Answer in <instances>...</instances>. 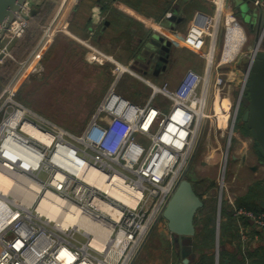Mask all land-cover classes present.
Returning <instances> with one entry per match:
<instances>
[{"label":"built area","instance_id":"1","mask_svg":"<svg viewBox=\"0 0 264 264\" xmlns=\"http://www.w3.org/2000/svg\"><path fill=\"white\" fill-rule=\"evenodd\" d=\"M209 1L219 17L224 10L225 0ZM76 2L61 0L57 16L46 26L38 24L36 17L32 15L31 4H25L0 38V80L9 62L14 63L16 68L13 76L0 89V165L19 176H36L41 183L42 193L52 191L67 203L84 208L100 199L118 208L121 215L119 219H114L108 213L91 209L110 230L106 248L100 252L89 243L92 234L76 228L65 230L57 222L40 214L35 206L31 208V212L21 211L2 231L0 264H130L186 167L204 120L207 121L206 130L208 125L215 127L216 136L229 131L228 148L222 167V194L227 190L225 173L230 146L246 93L245 85L250 68L257 53L262 51L264 17L261 29L256 31L248 58V71L243 73L241 90L236 99L225 94L226 77L219 69L222 64L214 62L218 32L213 28L212 19H199L198 23L191 24L182 41V47L200 54L206 61L205 73L188 69L175 86L167 81L158 84L140 76L115 56L103 52L89 41L77 38L88 49V57L93 65H112L114 73L87 124L75 135L17 102L16 96L29 74L42 71L39 62L45 46L52 43L58 34H70L62 22L68 19ZM252 3L264 14L261 0H253ZM231 17L235 27L243 35L239 40L240 49L234 57L236 58L249 42V36L237 20ZM32 25H38L42 29V39L35 54L20 62L13 56L11 48L24 38ZM231 31L227 26L226 38ZM209 38L211 44L207 49ZM213 74L212 100L207 112ZM126 75L139 79L148 88L150 93L143 105L118 92L119 83ZM224 99L229 101V108L223 110L225 119L216 110V104L222 103ZM222 119L225 120L224 125ZM24 126L51 137V143L42 142L25 132ZM22 139L25 140L24 143ZM72 155L80 167L88 164L108 176L122 175L127 184L142 191V198L135 207L128 206L69 173L62 163L69 162ZM12 156L17 160H12ZM59 175L65 178L60 179ZM41 196L42 194L37 202ZM231 204L237 218H244L264 233L263 213L256 214L237 208L233 202ZM78 234H82L87 240L79 241ZM248 239V231L241 228L243 249Z\"/></svg>","mask_w":264,"mask_h":264},{"label":"crops","instance_id":"2","mask_svg":"<svg viewBox=\"0 0 264 264\" xmlns=\"http://www.w3.org/2000/svg\"><path fill=\"white\" fill-rule=\"evenodd\" d=\"M29 1L32 9L35 11L38 24L42 26L52 23L60 10L61 0L57 1V7L49 6L50 4L53 5L52 2H56V0ZM76 1V5L71 10L68 19L62 22V25L70 34H58L52 43L45 46L40 56H79V60H84L89 62L90 65L95 66L90 62L88 49L77 41L80 39L89 41L103 52L115 56L124 65L136 66L142 72V74L138 73L140 76H145V78L158 84L167 81L172 86H175L188 69H193L200 74L205 73L206 66L205 68H201L197 62V59L201 55L182 47V41L189 26L197 21L199 14L212 19L213 28L218 32V36L225 26L228 25L232 28L231 39L227 42L228 44L223 56L224 62L232 61L240 49L239 40L242 39L243 35L241 34V30L235 27L231 17L234 15L237 19L236 15L230 8L228 10L224 9L218 17L214 6L209 0ZM261 1L264 4V0ZM177 4H180L177 17L181 18L182 21L176 23L169 22L167 15H172V8ZM237 20L239 21V19ZM239 23L241 24L240 21ZM250 29L257 31L256 26L254 28L250 26ZM154 33L165 36V38L172 42L170 61L167 68L158 73V75H153L152 72L145 74L146 65L139 59L140 56H144V45L148 41V37ZM42 35V29L38 25H32L24 38L12 46L11 52L13 56L20 62L28 60L37 51ZM255 35L251 38L252 42L255 39ZM13 66L14 63L9 62L8 66L4 69L3 74L7 71L11 72L14 69L5 79V82L13 76L16 69ZM100 69L106 72L107 79L111 81L114 73L113 66L106 65ZM219 69L223 71L222 66ZM230 70L227 77L231 79L232 83H235V81L242 83L243 71L236 64L230 67ZM136 80L137 78L128 75L124 76L119 83L118 92L122 95L124 94L123 96L126 98L130 83ZM137 81L136 83H142L139 79ZM127 99L129 98L127 97ZM129 100L135 102L133 99ZM222 107L225 109L229 108L228 99L223 100ZM222 125H224V122ZM208 127L211 135H215V132L212 131L213 127L209 125ZM238 133L242 138V151L233 155L232 161L238 168H241L239 174H243L242 171L244 170L245 173L247 171L245 176H240L239 174V178L235 176L240 183V186H238L239 191L230 193L227 187V190L223 192L220 204L216 203V207H214L213 200L215 198L212 197L211 188H204L199 192L196 186L193 185L196 193L207 207L202 213L199 211L195 220L198 231L194 237L193 255L195 258L192 264H220V251L222 250L223 254L225 253L222 261L224 264H264V233L258 231L253 224L250 222L246 224L244 218H237L235 216L238 228V234L235 236L236 239L229 234L222 237L220 231L221 222L226 219L225 215L222 218V203L224 204V209L229 211L233 208L231 202L236 206L237 200L244 197L252 186L260 183L264 186V162L258 155L255 145L253 147L250 144L254 148H252V151L250 147L249 150L245 147V143L248 140L253 142L250 135L242 130ZM234 157L235 159H233ZM249 177L251 179L253 177V179L251 180ZM244 180H248L249 184L242 188L241 185H243ZM263 203L264 199L259 201V205L262 208H264ZM210 216L212 217V221H214L212 223L208 221ZM213 226L215 228H212ZM241 228L246 229L249 236L245 249H243L241 243ZM213 229L214 234L210 232ZM162 233L164 237L173 241L177 260L174 264H179L182 258L180 250L175 246L174 237L168 231L162 230ZM222 242H224L223 248H220V243Z\"/></svg>","mask_w":264,"mask_h":264},{"label":"rangeland","instance_id":"3","mask_svg":"<svg viewBox=\"0 0 264 264\" xmlns=\"http://www.w3.org/2000/svg\"><path fill=\"white\" fill-rule=\"evenodd\" d=\"M57 1L59 0L52 2L53 5L50 4L49 6L57 7ZM250 7L255 10L253 3L250 4ZM234 14L245 27L244 28L233 15L246 31L250 40L240 51L239 56H236L232 61L224 62L223 56L228 44L227 42L231 39L230 36H227L226 38V28L228 25L225 26L222 29L223 31L221 30L217 39L214 62L217 60V63L222 64L221 66L226 77L225 94L236 99L241 90V83L235 81V85V83H232L231 79L227 77V74L230 73V67H233L234 64H236L241 70L248 65V58L251 55L254 44L251 38L254 37L256 31L250 29L249 24L243 21V17L235 12ZM229 28L232 30L231 27ZM210 44L211 38L208 39L207 49ZM197 62L200 64L201 68H205L206 61L204 59L199 57ZM39 64L42 66V71L27 76L18 90L16 101L39 113L44 118L57 123L70 133L78 135L87 124L93 109L104 96L110 85V79L108 80L106 72H104L103 69H100L102 67L97 68L96 66L95 68V66L90 65L89 62L79 60V56H42ZM14 67L15 65L13 68ZM131 69L142 74L140 69L136 66L131 67ZM13 70L14 69H12V71ZM12 71H7L2 75L0 89L3 87L5 79L12 73ZM137 80L130 83L126 95L129 99H133L135 103L143 104L148 99L150 92L142 83H136L138 82ZM246 98H248L247 92L242 99V104L239 110V116L236 122L234 136L232 137L230 156L225 173V184L230 193L239 191L238 186H240V183L239 180H237V177L239 178V175L245 176L247 173V171L245 173L244 170L242 171L243 174H239L241 168H238V166L233 164L232 161V156L242 151V138L238 132L242 130L243 132L250 133L242 122V116L246 110ZM208 128L204 133L201 146L190 167L187 178L196 186L199 192L204 188H211L210 191L212 192V197L215 198L219 205L223 198L221 192V181L223 178L222 167L224 154L228 148L229 131H225L222 136L219 133L216 136L211 135V131ZM214 128L215 127H213L212 131L215 130ZM250 144L254 147V143L250 140L245 143V147L247 150H249L250 147V150L252 151L253 147ZM248 180H244L243 185H241L242 188L249 184ZM20 187L25 188L23 185H20ZM40 191L41 190H38V195H36L35 201L32 202L28 208H33L34 206L35 208L37 207V198L39 195L43 194L42 192L40 193ZM10 198L13 199L12 196ZM19 203L20 202H16V204L11 203V209L16 210V208L12 206ZM71 228L76 227H70L69 229ZM162 230L167 231L165 222L163 221L160 222L148 239L135 264H174L177 261L173 241L164 237ZM2 231L0 234L3 233ZM77 239L81 242L87 240L82 234H78ZM96 241L98 244L101 243V239Z\"/></svg>","mask_w":264,"mask_h":264},{"label":"water","instance_id":"4","mask_svg":"<svg viewBox=\"0 0 264 264\" xmlns=\"http://www.w3.org/2000/svg\"><path fill=\"white\" fill-rule=\"evenodd\" d=\"M253 0H225V10H231L241 17L243 21L248 23L251 28L256 26L257 31L262 27L264 14L260 10H253L250 4ZM30 4L29 0H0V38L3 36L6 28L14 21L25 4ZM171 17H168L169 22H181L182 19L177 17L180 9V4L175 5ZM32 15L35 16V11L32 9ZM199 19H208L203 14H199L196 23ZM264 43V41H263ZM262 43V51L258 52L255 60L249 71L248 81L246 82V92L248 94L245 100L246 110L242 116V122L250 131V137L254 142L256 150L264 162V46ZM172 51V42L161 36L160 34H151L148 41L144 45L143 55L140 60L146 65L145 74L152 72L153 75H158L161 71L167 68L170 61ZM217 63V60L215 61ZM248 65L242 70L247 73ZM214 74L211 78L209 96L207 102V112L210 109ZM207 121L204 120L193 152L189 161L180 174L171 195L166 200L165 205L161 209L154 223L150 227L139 249L134 255L130 264H134L147 243L148 239L158 227L160 222H165L166 230L174 237L176 248L180 250L182 258L179 264H192L194 261L193 243L194 237L197 234V226L195 224L196 217L204 207V202L196 193L192 182L187 178L190 167L199 151L203 136L206 130ZM235 159V157L233 158ZM264 205V203H263Z\"/></svg>","mask_w":264,"mask_h":264},{"label":"bare ground","instance_id":"5","mask_svg":"<svg viewBox=\"0 0 264 264\" xmlns=\"http://www.w3.org/2000/svg\"><path fill=\"white\" fill-rule=\"evenodd\" d=\"M222 104L223 102L216 104V110L225 119L223 110L227 109L223 108ZM221 122L223 123L225 120L222 119ZM23 130L42 142L51 143V137L43 136L39 131L29 126H24ZM24 141L22 142L24 143ZM11 158L12 160H17L15 156ZM76 160L73 156L69 162L64 161L62 165L69 173L99 188L107 196L131 207H135L139 199L142 198V191L127 184L122 175L114 174L108 176L88 164L80 167L76 164ZM58 178L64 179L65 177L59 175ZM20 185L25 186V188L20 187ZM38 190H41V193L42 186L36 176H19L10 171V169L0 165V233L21 211L25 213L31 212V208L28 207L35 201ZM11 196L13 199L10 198ZM16 202H20L12 206L16 210L11 209V203L16 204ZM92 208L98 209L99 213H108L114 219H119L121 215V211L118 208L112 207L100 199L95 200L90 207H78L67 203L64 198L49 190L42 194L36 207L40 214L47 216L51 221L57 222L65 230H69L70 227H76L78 230L92 234L93 236L89 237V243L100 252H103L106 248L110 230L108 225L103 224V221L99 218L100 216L91 210ZM92 216L95 218H92ZM98 239H101L100 244L96 241Z\"/></svg>","mask_w":264,"mask_h":264},{"label":"trees","instance_id":"6","mask_svg":"<svg viewBox=\"0 0 264 264\" xmlns=\"http://www.w3.org/2000/svg\"><path fill=\"white\" fill-rule=\"evenodd\" d=\"M118 91H119V86H118ZM247 133L250 135L249 132H247ZM262 199H264V186H263L262 183H260V184H257L256 186H252L249 189L248 193L244 197L238 199L237 203H236V207L250 210V211H252V212H254L256 214L264 213V208H262L259 205V201L262 200ZM216 203H217L216 200H213L214 207H216ZM206 207H207V205L204 204V207L200 211V213H202L203 210H205ZM221 213H222V218H223L224 215H225L224 217L226 218L225 221H222L221 225H220V231H221L222 237L229 234L230 236L235 238L236 234H238L237 233L238 232V228L236 226V222L237 221H236V218H235V213H234L233 208H231V210L228 211V210L224 209V204L222 203ZM208 221L210 223L214 222V221H212V217L211 216L209 217ZM245 223L247 224L248 221H245ZM212 228H215V226H213ZM210 232L214 234V229L210 230ZM223 244H224V242L220 243V248H223ZM223 256H225V253L223 254V250H222V251H220V264H224V263H222ZM200 264H203V263H200ZM230 264H232V263H230Z\"/></svg>","mask_w":264,"mask_h":264}]
</instances>
